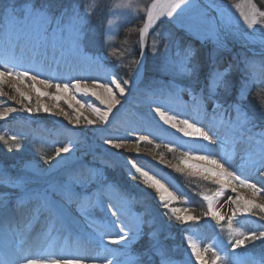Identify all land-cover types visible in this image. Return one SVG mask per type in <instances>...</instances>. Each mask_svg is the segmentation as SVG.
Returning a JSON list of instances; mask_svg holds the SVG:
<instances>
[{
	"label": "snow or ice",
	"instance_id": "6c2138e0",
	"mask_svg": "<svg viewBox=\"0 0 264 264\" xmlns=\"http://www.w3.org/2000/svg\"><path fill=\"white\" fill-rule=\"evenodd\" d=\"M253 12L251 15L241 13L243 21L248 28H253L254 25L259 23V18H264V11L256 9L255 5H252ZM146 11V23L141 29V40L147 36L150 28L161 18L172 19L174 16L176 20H180L188 13L196 12L195 16L189 17L192 21L187 24L189 30L194 31L199 35L210 37L214 40L218 47H223V39L219 35V29L217 27L215 19L209 18L207 12L200 8L196 4L195 0H154L150 7L145 9ZM217 11L221 12V19L224 18L222 10L219 8ZM88 15H91L89 12ZM85 17L76 15L73 19L64 21L55 18L51 15L47 8H38L34 4L26 2L17 3V0H0V40L3 41V47L0 48V56L4 59L0 60V83L5 82L6 77H12L21 81L30 82V86L35 90L38 96H49L50 94L42 91L36 86L37 82L45 85L48 88H55L57 95H51L57 106L63 101L68 107L76 114L75 125L79 126L81 119H87L82 117L80 112L81 108L85 106L91 108L95 112L100 121L105 125L109 124V117L112 116L113 109L117 105L121 104V99L117 98V93L113 91L115 88L121 98L126 94L127 85L129 81L117 79L114 75L104 78L103 82L93 79L92 86H88L87 80L77 79L72 81L71 79L64 82H54L52 79H41V69L36 63V58L47 59L49 56L57 63L64 61L70 63L72 61L80 60H94L101 62L104 58L100 56H89L85 47L83 46L82 27L80 22ZM226 26H230V21ZM246 35V33H241ZM260 43L264 45V28L261 30L259 37ZM31 45V48L29 47ZM143 43L141 47L143 48ZM30 53V56L28 55ZM52 53L54 55H49ZM26 56L29 59V63L25 66ZM196 51L194 49H188L184 63L181 66V72L189 75H195L197 69L195 65L191 64V61L195 58ZM11 65V67H10ZM35 72L36 74H33ZM226 72H215L211 75V84L213 87L223 86L228 88L229 85L225 80ZM247 83L241 85L240 95H245V89ZM100 89L102 91H98ZM74 90V93H73ZM15 91L20 93L22 97L20 103L24 104V101L31 103V97L25 96L23 92L17 87ZM0 95L3 92L0 91ZM80 96V99H77ZM70 97V98H68ZM84 97H94L99 101L103 108L95 107L93 104L87 105L83 102ZM72 101H75V107ZM217 107L218 105H213ZM237 113L235 120H228L223 129L224 136H221L219 132L216 133V139L221 143H225V139L229 140L232 148L239 153H243L240 157L241 171L247 169L259 174L264 178V131L253 134V128L255 127L251 117L247 112L239 105L234 106ZM27 113H50V109L43 104H37L35 108L25 105L20 109ZM8 112H16V108H9ZM154 114L159 117L164 124L169 125L171 128L176 129L186 137H192L196 140H202L207 142H213V135H210L209 131H206L203 127L198 126L194 122H190L189 119H181L178 115L170 114L168 111L162 110L160 107L154 109ZM62 116L69 119L67 112H62ZM6 117L5 113H0V119ZM71 122V121H70ZM96 122L88 120V124L92 125ZM102 131L104 129H101ZM258 137V138H257ZM21 137L12 135L6 138L4 135H0V142L8 147L11 151L13 147L19 149ZM140 141H149L147 136H141ZM107 144H113L112 139L106 140ZM116 149L124 147L123 143H115ZM73 145L57 148L56 156L61 157V160L57 161V166L62 163L66 157H62V154H66L72 151ZM179 149L174 146H169V151H178ZM49 158L45 157L46 162ZM226 163L231 166V159L226 155L224 162L221 159H217L212 154L200 153L193 150H184L181 153L179 164L175 166V171L179 173L188 170L190 174H200L204 179H213L218 185L217 190L212 195H204L203 200L207 202V211L203 213V216L192 215H175L179 209L171 207L173 202L179 200V197L171 191L164 183H161L155 176L149 175L147 171L137 167L135 164H131V167L135 169L136 173L144 178L146 184L155 189L159 194V202L165 209H169L173 214L176 221L182 224H189L190 222L199 221L204 217H209L217 222V226H221L225 217L216 209V203L225 196L226 192L230 190L231 193L236 194L235 198L231 195L227 197V202H231L236 207L232 212V217L235 218L237 214L241 216H258L260 220H264V204L256 203L253 199H246L239 195L237 187H243L250 189L254 196L264 195V186L258 187L257 183L250 182L247 178H242L241 175L236 172L229 171L226 167ZM182 165V166H181ZM43 173L39 170L33 169L32 174L19 175L13 177L7 173L4 169H0V184L17 188L22 195L16 202V206L12 209L9 208L7 199L0 197V223H3L7 229L12 220H4L3 214L11 211H18L24 215L30 217V223L32 221H39L43 223V230L34 237L36 242L41 244L47 243L49 247L56 244L59 240L60 234L64 232H70L72 229L71 221L69 218L70 205L79 202L81 210L87 212V206H91V200L87 196H81L75 191V184H83L86 182L75 180L74 182L57 181L52 182L43 179ZM34 182H42L40 188H33L31 185ZM112 190L118 191L115 186H110ZM59 197V198H57ZM29 205L27 208H21V205ZM119 213V215H117ZM110 215L115 219L105 218L103 223L96 226V221H91L92 226L97 227V231L88 236V239L93 241L97 247H103L106 252L111 253L112 258H105L104 264H141V256L134 254L133 244L137 242L144 235L145 221L142 217L133 215L131 212L126 211L122 207H117L115 211H111ZM131 216V219L128 217ZM232 219L228 220V227L230 232L232 230ZM264 226V225H262ZM11 231L20 237L19 244L16 246V252L13 258L0 259V264H86V257L75 254H63V255H46L44 252L38 255L26 254L24 248L25 242L30 238V234L21 228L19 222H15V227L11 228ZM221 231L223 228L221 227ZM117 233L115 237H109L110 243L121 244L124 242L119 250V255L109 249L105 243V236L110 233ZM234 239H229L222 246L227 248L229 245L232 250L241 248L248 243L255 241L264 242V231H252L250 233L234 232ZM188 247L191 250V255L195 258L196 264H206L205 257L202 255L201 249L197 243L193 241L191 237L188 238ZM47 249H45V252ZM204 252H211L214 256V260L211 264H227V260L220 255L216 247L209 245V247L203 250ZM61 252H65L62 248ZM145 256L149 260L153 256L159 257V264H173L171 258L166 254L164 245L158 239L150 237V244L148 249L145 250ZM95 264V260L92 261ZM256 264H260L257 261Z\"/></svg>",
	"mask_w": 264,
	"mask_h": 264
},
{
	"label": "bare ground",
	"instance_id": "6f19581e",
	"mask_svg": "<svg viewBox=\"0 0 264 264\" xmlns=\"http://www.w3.org/2000/svg\"><path fill=\"white\" fill-rule=\"evenodd\" d=\"M251 2V0H247ZM247 13L253 12L251 7L248 6ZM186 14L181 17L184 22L185 17L195 16ZM240 21H243L239 19ZM191 23V22H190ZM235 23V22H234ZM228 22L218 21L219 32L224 35V39L228 43H240L238 41V35L234 32L236 28L230 23V26H226ZM236 25L247 28L245 22L235 23ZM230 29V30H229ZM244 30V28H240ZM245 42V40H241ZM259 46H264L259 41ZM255 46V45H253ZM3 47V41L0 40V48ZM31 48V45H29ZM90 48V47H89ZM88 51L89 56H98V51L95 52L92 48ZM30 56V53L28 54ZM49 55H54L49 53ZM104 57V56H103ZM107 57L101 62L94 60H80L66 63L60 61L57 63L51 56L47 59L37 57L36 63L41 69V79L49 78L54 82H64L69 79L75 81L77 79L87 80L88 86H92V80L97 79L100 82L104 81V78L114 75L116 72L109 70L110 61L106 60ZM4 57L0 56V60ZM29 59L26 56L25 66L29 63ZM114 62V61H113ZM145 60H141L138 69L129 79L127 85L126 94L123 98L120 97L118 90L113 89L117 93V98L121 99V104L117 105L113 109L112 116L109 117V124L105 125L99 120L97 114L91 110V108L85 106L80 109L82 117L87 119H81L80 125H75L76 114L68 107L66 103L61 101L59 106L50 98L51 95H57L55 88H48L43 84L37 82L36 86L42 91L49 93V96H38L35 90L30 86V82L21 81L12 77H6L4 83H0V91L3 95H0V113H5L6 117L0 119V123H4L2 127V135H16L18 137L24 136L27 138L37 140L44 149H47V153L44 154H17L15 162L17 165L11 166L7 163H0L7 173L13 177L25 174H32V170L36 169L41 171L44 180L52 182L67 181L74 182L75 180L86 182L83 184H75V191L81 193L85 185L90 188L94 182L98 180H92L90 178V169L98 166L100 163L104 164L106 171L111 179L110 183L103 186L100 185L92 189L91 193L87 197L91 200L90 207L98 208L104 214V219H115L110 215L111 211H115L117 207H122L126 211L125 200H130L134 195H140V207L144 212L137 215L143 218L145 221L144 231L147 232L157 225L154 230L156 234L161 231H166L163 219L160 216L159 210L167 213L169 209H165L159 202V194L155 189L151 188L145 183L144 178L139 173L135 172V169L131 167V164H135L137 167L147 171L149 175L155 176L161 183H164L171 191L178 194L175 186L176 182L172 177L166 176L163 173L170 171L167 169V165L160 161L155 155L145 153L144 147L150 145V142L140 141L141 136H147L149 141H158L162 147L174 146L175 148L184 150H193L200 153H207L214 155L217 159H221L224 162V158L227 155L231 159V166L226 163V167L229 171L236 172L241 175L242 178L249 179L250 182L257 183L258 187L264 186V178L259 174L250 171L240 169L241 159L243 153L236 152L229 140L225 139V143L221 144L216 139V133L219 132L221 136H224V127L228 120H235L237 113L234 108H229L224 104L214 103L209 101L208 97L200 99L197 95H192L188 92L179 90L170 96H165L162 93L154 94L152 92H145L142 90V72L144 68ZM11 67V65H10ZM33 74H36L33 72ZM19 88L20 92H23L25 96L31 97V103L24 101V105H21L20 101L22 97L20 93L15 91V88ZM98 91H102L97 89ZM153 91V90H151ZM74 93V90H73ZM70 98V97H68ZM77 96V99H80ZM75 107L80 108L79 105L72 101ZM83 102L93 104L95 107L103 108L99 101L94 97H84ZM46 105L51 111L52 118L45 120L44 116L39 113H27L21 111L25 105L35 108L37 104ZM218 105L214 107L213 105ZM160 107L164 111H168L170 114L178 115L181 119H189L190 122L196 123L198 126L203 127L206 131H209L210 135H213V142H207L202 140H196L192 137H186L176 129L171 128L169 125L164 124L158 116L154 114V109ZM9 108H16V112H8ZM62 112H67V119L61 115ZM88 120H93L95 124H88ZM71 121V122H70ZM1 127V126H0ZM101 129H104L103 131ZM113 134H110V132ZM264 131V125L256 129L253 128V134H258ZM116 133V134H114ZM258 138V137H257ZM112 139L113 144H107L106 140ZM36 141V142H37ZM115 143H123L124 147L116 149ZM69 144L73 145L72 151L66 154H62V157H66L57 166V161L61 160V157L56 156V149ZM39 145V144H38ZM161 147V146H160ZM155 152V151H151ZM51 156L46 162L45 157ZM29 157L35 158L39 163L32 162ZM49 158V157H47ZM170 175V174H169ZM95 179L99 178V174L95 173ZM143 180V182L141 181ZM135 180L138 184L144 185L143 188H138L130 185L127 181ZM178 182V180H176ZM213 187V193L217 190L218 185L215 182H211ZM140 184V185H141ZM33 188H40L42 182H34L31 185ZM110 186H115L118 191L112 190ZM8 189L15 191L12 196L1 195L0 197L7 199L9 208L12 209L16 206L17 200L22 193L17 188L8 186ZM87 190V189H85ZM84 190V192H85ZM83 192V193H84ZM239 195L246 199H253L256 201L259 197L252 195V191L247 188L237 187ZM231 195L235 198L234 193L230 190L226 192L215 205L216 209L225 217L223 222H228L232 219V223L235 224V232L250 233L252 231H264V220H260L258 216H241L237 214L235 218L232 217V212L235 209V205L231 202H225L227 197ZM115 197V198H114ZM59 198V197H57ZM122 200V203L118 202ZM178 202H173L171 207H176ZM29 205H21V208H27ZM182 204L180 207H183ZM130 212V211H129ZM86 212L81 210L79 202L70 205L69 218L71 221L72 229L70 232H64L60 234L59 240L51 247L47 243L41 244L34 240V237L43 230V223L39 221H30V217L24 215L18 211H9L3 214L4 220H12L13 223L6 229L3 223H0V259H9L14 257L16 252V246L19 244L20 237L11 231L12 227H15V222H19L21 228H24L29 234L30 238L26 240L24 248L26 254L38 255L44 252L46 255H63L75 254L86 257V264H92L95 260V264H104L105 258L111 259V253L104 251L103 247H97V245L91 243L88 239L89 235L94 234L97 231V227L103 222H96V226H92L91 221L86 220L84 215ZM119 215V213H117ZM166 215V214H165ZM168 218V215H166ZM132 217L129 216L128 219ZM210 223H196L190 222L187 225H183L181 232L178 234L180 242L184 243V248L187 253L185 255L183 264H196L195 258L191 255V250L188 247V238L191 237L194 242L197 243L201 252L209 245L218 247L221 252L225 254L230 253L228 249L222 247L221 242L218 241V236L214 234V231L207 232V228H210ZM188 232L187 237L183 236V231ZM117 233H110L105 236V243L108 245L109 237H115ZM176 237V234L170 237V240ZM172 241V240H171ZM124 242L121 244H109L108 247L114 249L113 251L119 255V250ZM64 248L65 252H61ZM45 249L47 251L45 252ZM143 264H151L154 260V256L151 260L145 256ZM227 264H256L258 260L247 254H242L240 257L227 258ZM113 264L115 260L113 259ZM159 264V262L153 263ZM261 264V263H260Z\"/></svg>",
	"mask_w": 264,
	"mask_h": 264
},
{
	"label": "rangeland",
	"instance_id": "374dc122",
	"mask_svg": "<svg viewBox=\"0 0 264 264\" xmlns=\"http://www.w3.org/2000/svg\"><path fill=\"white\" fill-rule=\"evenodd\" d=\"M20 2H22V0H17V3ZM23 2L34 4L38 8H47L53 17L64 21L73 19L76 15L85 17L80 22L83 35V46L88 51H91L90 48L95 50V52L98 51V56L100 57H107L106 60L111 62L108 69L115 71V77L121 80V82L124 80L129 81V79L138 69L140 61L144 59L145 63L142 72L141 83L142 90L145 92L149 91L154 94L162 93L165 96H170L171 94L182 90L192 95H197V97L199 96L200 99L204 97L201 91V84L195 83V80H193L192 77L188 78L187 75L189 74L181 72V66L184 63L187 50L184 46H182L180 41L175 39L178 33L183 34L186 39L197 42L202 48L210 49L211 58L214 62H217L218 60L222 61V59L224 60L226 56L233 55V60L230 62L233 61L237 67L240 64L241 65L239 67H243L246 61H251V63L256 66L257 70L264 69V46L258 45L260 41L259 37L261 35V30L264 28V18H259V23L254 25L253 28H245L235 24L238 22H244L239 20H243L241 15L242 12L249 15L252 14V12H246L248 6L253 10L252 5L254 4L257 10L264 11V0H258L260 4H257L255 0H251V2L247 0H195L196 4H198L201 9L207 12L209 18L215 19L217 26L218 21H230V23L233 24V26L236 28L234 33L239 36L237 39L240 41V43L238 44L228 43L224 39V35L219 32L220 37L223 39L224 46L218 47L212 38L199 35L194 31L189 30L187 24L192 21L187 16L185 17V21L187 22H184L182 19L176 20L175 16L171 20L168 18H161L150 28L143 41L141 40V31L139 33V42L133 43L132 39L130 38V51L124 57L123 62H119L116 59L107 56V49L109 45L106 44L105 37L112 32H115L119 37H121L122 28L128 25L131 26L136 24L137 26L138 23L141 24L143 28L144 24L146 23L145 9L150 7L154 0H138L140 7L135 13L130 10H114L111 6L110 0H96L95 3H93L92 0H23ZM218 8L223 12V19H221V12L217 11ZM89 12L91 15H88ZM195 13L196 12L193 11L192 13L188 14L194 15ZM113 16H118L120 21L116 28H109L107 21ZM240 28H244V30ZM241 33H246V35H242ZM241 40H245L246 43L241 42ZM142 43L144 45L143 48L141 47ZM202 52H200V54ZM129 61H134V63H130ZM180 81H186L187 84L185 85L180 83ZM251 82L252 80L250 79L243 80V84L247 83V88L251 85ZM225 90L226 91H224L223 94L216 93V91L212 89L209 90V101L221 103L226 106L230 105V108H234L236 105H239L241 108H243L239 101L236 102L235 100H229L227 88ZM211 94L213 95L212 98ZM214 95H217L219 98L218 102L215 98L216 96ZM260 96L256 106L253 107L249 112L246 111L248 116L252 118L256 129L264 125V100H262ZM39 114L43 115L45 120L52 118L51 113H44L41 111ZM0 126V135H2L1 130L4 126V123H0ZM110 134H113V132L111 131ZM4 136L6 138L11 137L6 134ZM36 141L34 139L21 136V147L19 149L13 147L11 151L8 150V147L4 145L3 142H0V162L15 166L17 165L15 162L17 154H28L29 156L31 155L29 153H47V149H44L42 145ZM160 145V142L154 141L150 144V146H146L143 149L144 151L146 150L145 153H149L151 156L155 155L157 158H160V161L165 163V165H167V169L170 170L168 171L170 175L167 172H164L163 174L172 177L176 182L175 188L178 192L177 196L179 197V200L176 201L178 202V206L174 208L179 209V211H177L175 215L197 216V214H202L203 216V213L207 211V202L203 200V196L213 194L211 182H214V180H206L200 174H190L188 170H185L183 173L176 172L175 166L179 164L182 151L180 149L178 151H169V148L162 146L160 147ZM152 150L155 152H151ZM46 157H49V159L51 158V156ZM29 160L39 163L37 159L32 157H29ZM90 173V178L94 181L98 180V182H94L91 188L88 185H85L84 189L89 188V192L87 193H91L90 191H92V189L100 185L105 186L111 181L109 174L106 171V167L102 163H100L97 167H92L90 169ZM95 173L99 174L98 179H95ZM176 180H178V182ZM141 181L143 182L142 179ZM127 182L134 187H144V185L141 183V185H137V183L133 182L132 180H128ZM258 197L259 198L256 199L257 203L264 204V195ZM141 198L142 197L140 195H134V197L130 198V200H125L126 209H128L132 214H142L144 210L139 206ZM118 202L122 203V200L118 199ZM182 204H184V206L180 207ZM137 206L138 209H136ZM98 210L102 212L100 209ZM159 213L163 219L166 231H161L159 234H156L154 230L158 227L157 225L154 227V229H151L147 232H145L143 229L144 235L132 246L134 254L141 256V264H143L146 258L144 255L145 244H150V237H154L155 239H158L162 242L166 254L169 258H171L173 264H183L187 251L184 248V243L180 242L177 236L181 232L184 224L176 221L170 210H168L167 213L159 210ZM165 214L168 215V218ZM84 218L89 221L95 220L96 222H103L104 220L103 217L92 216L89 212H86ZM172 222L177 224L174 225ZM199 222L210 223V228H207V232L214 231V234L218 236V241L221 242V244L226 243L229 239L235 238L234 232L236 226L233 223L231 227L234 232H230L228 222H222L221 226H217V222L209 217H204ZM221 227L223 228V231H221ZM174 234H176V237L174 240L171 239L172 241H170L168 244L170 247L167 250L166 240H170V237ZM187 234L188 232L186 230H184L182 233V235L185 237H187ZM141 240H143L142 244L139 243ZM91 243L94 244L93 241ZM252 245L257 247L255 251H261L264 249V242L262 241L252 242ZM247 247L250 249L251 245ZM247 247H241L233 251L229 245L227 248H225L230 252L227 254L221 252L218 247L216 248L220 255H222L224 258H233L235 260L236 258L240 257L241 254H247L251 256V254L248 252H244V250H248ZM202 255L205 257L206 264H211V262L214 260V256L211 252H202ZM262 260H264V257ZM156 262H159V257L154 256V260L151 264Z\"/></svg>",
	"mask_w": 264,
	"mask_h": 264
},
{
	"label": "clouds",
	"instance_id": "9594fccd",
	"mask_svg": "<svg viewBox=\"0 0 264 264\" xmlns=\"http://www.w3.org/2000/svg\"><path fill=\"white\" fill-rule=\"evenodd\" d=\"M93 3L96 0H92ZM112 8L121 9V10H130L132 12H136L140 7L138 4V0H110ZM120 18L118 16L110 17L107 21V25L109 28H116L119 24ZM125 36L123 38L119 37L115 32L109 33L106 35V44L109 45L107 49V56L110 58H114L119 62L124 61V57L130 51V37L134 34L137 29L133 27L126 28ZM130 63H134V61H129Z\"/></svg>",
	"mask_w": 264,
	"mask_h": 264
},
{
	"label": "trees",
	"instance_id": "16d2710c",
	"mask_svg": "<svg viewBox=\"0 0 264 264\" xmlns=\"http://www.w3.org/2000/svg\"><path fill=\"white\" fill-rule=\"evenodd\" d=\"M255 1H256L257 4H260V3L258 2V0H255ZM140 29H141V26H139V27L137 28V32H138V33H139ZM132 37H133V41L136 42L137 39H138V37H137V36L135 37V33L132 34ZM199 48H201V47H199ZM199 50H200V49H199ZM201 50H202V49H201ZM200 52H202V51H200ZM205 53H206V51L204 50L201 54L198 53V55H197L196 66H197V69H198V70H199V67H200V68H203V67H202V63H204L205 60H207V58L204 56ZM203 69H204V68H203ZM198 78L201 79V78H202V74H198ZM233 78H234V77H233ZM199 79H198V80H199ZM230 81H231V80H230ZM228 83H229V82H228ZM254 95H255V92H253V94L251 95V97L249 98V100H248L247 102H245V105H246V106H249L251 101H252V103H257V102L259 101V98H256V97H258V96H254ZM261 99L264 100V97H261ZM197 216H202V214H197Z\"/></svg>",
	"mask_w": 264,
	"mask_h": 264
}]
</instances>
